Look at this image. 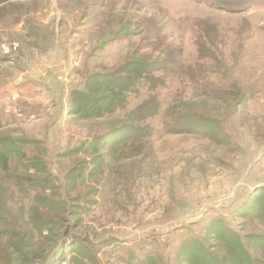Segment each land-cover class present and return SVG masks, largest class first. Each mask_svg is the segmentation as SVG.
I'll return each mask as SVG.
<instances>
[{
    "label": "rangeland",
    "instance_id": "obj_1",
    "mask_svg": "<svg viewBox=\"0 0 264 264\" xmlns=\"http://www.w3.org/2000/svg\"><path fill=\"white\" fill-rule=\"evenodd\" d=\"M135 64L160 81L75 114ZM1 139L0 264H239L214 230L264 264V4L0 0Z\"/></svg>",
    "mask_w": 264,
    "mask_h": 264
},
{
    "label": "trees",
    "instance_id": "obj_2",
    "mask_svg": "<svg viewBox=\"0 0 264 264\" xmlns=\"http://www.w3.org/2000/svg\"><path fill=\"white\" fill-rule=\"evenodd\" d=\"M200 2L210 8L227 11H248L252 8L264 4V0H200ZM132 67V71H130L128 75L125 76V78L114 77V79H112L109 76H103L101 78L96 77L92 79V85H88L86 87V92H79L76 94L78 97H83V99H80L79 105L76 107L75 114H80L82 115V117L87 118L88 116L99 117L112 113L116 109L121 108L119 106H122L124 103H126L127 94H133L137 91V89H135V86L136 84H138L139 81H146L148 82V84L160 81V79L155 78L154 76L155 73L160 70L157 69L155 65L150 66V64H148L147 66L145 65L143 67V64H135ZM96 101H100L102 103V107H95L90 110L86 109L87 104H92ZM142 110V113H146V117H152L156 114L157 107L148 106V108L144 109V111ZM22 148L23 146L20 145V141L11 142L6 139H1L0 166L6 167L7 163H9L8 157L10 155L17 157L18 154H20V150ZM44 200L48 202L47 199ZM37 220H39V218ZM44 226L45 223L42 224L40 222L39 225L36 227L38 230H41L42 228H44ZM214 233H218V236L222 237V239L224 238L227 243L231 244L230 248L234 253H237V260L239 264H259L256 259H252L251 255L244 251V248L241 246L242 244L238 243L239 239L236 237L235 233H233V237H230L231 233L227 230L222 233H219L217 232V230H214ZM201 253L205 255L207 251H201ZM198 254L200 253L198 252ZM192 263L200 264L194 261H192Z\"/></svg>",
    "mask_w": 264,
    "mask_h": 264
},
{
    "label": "crops",
    "instance_id": "obj_3",
    "mask_svg": "<svg viewBox=\"0 0 264 264\" xmlns=\"http://www.w3.org/2000/svg\"><path fill=\"white\" fill-rule=\"evenodd\" d=\"M23 20H25V19L23 18ZM23 25H25V27H26V21L19 22V24L15 26L14 31L16 30L17 32H22L23 34H25L27 36V34H26L27 33L26 32L27 28L26 29L23 28Z\"/></svg>",
    "mask_w": 264,
    "mask_h": 264
}]
</instances>
